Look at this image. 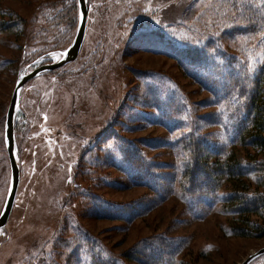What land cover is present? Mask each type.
<instances>
[{"label": "rangeland", "instance_id": "374dc122", "mask_svg": "<svg viewBox=\"0 0 264 264\" xmlns=\"http://www.w3.org/2000/svg\"><path fill=\"white\" fill-rule=\"evenodd\" d=\"M75 4L79 16L78 0H0L9 23L0 30V215L12 180L5 123L16 82L60 61L77 33ZM87 4L77 60L21 92V183L0 229V264H242L264 247V210L238 221L244 215L229 198L237 187L263 189L264 155L237 142L232 110L255 79L264 85V0ZM234 79H245L243 100L238 89L216 96ZM134 150L154 177H128ZM195 157H234L237 172L263 168L236 175V188L223 177L214 197L188 198L183 174ZM241 227L249 234H237Z\"/></svg>", "mask_w": 264, "mask_h": 264}, {"label": "trees", "instance_id": "16d2710c", "mask_svg": "<svg viewBox=\"0 0 264 264\" xmlns=\"http://www.w3.org/2000/svg\"><path fill=\"white\" fill-rule=\"evenodd\" d=\"M60 5V4H59ZM75 11L77 7L75 4ZM73 12L70 14V23H73L74 17ZM78 16V12L76 13ZM9 23L7 21H0V30L7 29ZM179 52V51H177ZM229 78V77H227ZM245 79H243L244 81ZM243 81L233 80L232 84L226 90H221L216 96L221 95L222 99H225L228 95H236V89L241 91L240 100H243L245 93H243ZM262 80H254V89L249 93L248 99L243 100L242 104H233L235 107L232 110L233 118L236 121L239 129L238 139L245 145H250L254 150L259 151V154L264 155V92ZM241 82V83H237ZM237 96V95H236ZM231 117V116H230ZM231 119V118H230ZM190 145V144H189ZM129 160L127 162V175L131 180L138 181L142 176L154 177L153 169H146L140 166V163L144 159L142 152L134 150L128 153ZM196 155V152L191 153ZM252 157V156H251ZM256 158V156H254ZM239 166L236 163L234 157H230L226 163L210 164L205 162L203 159L191 160L190 165L185 167L183 174L184 193L188 198L198 197H214L218 194V191L222 187V178H230L231 187L236 188L234 185L236 175H246L253 173L256 170H260L262 166L258 164L253 166L252 164L248 167L249 170H243L240 167V171L237 172ZM237 169V170H236ZM220 171L219 174L217 172ZM138 177V178H136ZM152 181L148 182V186H153ZM256 186V185H255ZM261 191H251V185H245L236 188L235 194L231 195L229 202L231 203L233 212L240 214L241 216L238 221L242 220L246 215H260L264 210V184H261ZM251 193V194H250ZM251 198H255L251 200ZM228 202V203H229ZM246 225H250L253 228H260L259 224L253 223L252 220ZM237 234L244 235L248 231L244 230L243 227L235 229ZM249 234V232L247 233ZM181 264H192V263H181Z\"/></svg>", "mask_w": 264, "mask_h": 264}, {"label": "water", "instance_id": "95a60500", "mask_svg": "<svg viewBox=\"0 0 264 264\" xmlns=\"http://www.w3.org/2000/svg\"><path fill=\"white\" fill-rule=\"evenodd\" d=\"M78 2L79 24L77 28V33L71 45L63 52V56L60 61L55 63L42 64L34 68L32 71L22 75L16 82V86L11 98L5 123V140L11 163L12 180L6 203L0 215V229L5 227L9 221L21 183V168L17 159V150L15 142V121L20 104L21 92L27 83L39 77L41 74L56 71L77 60L78 56L81 53L86 38L89 15V7L87 4V0H78ZM263 255L264 247L250 255L242 264H251L254 260L258 259Z\"/></svg>", "mask_w": 264, "mask_h": 264}]
</instances>
